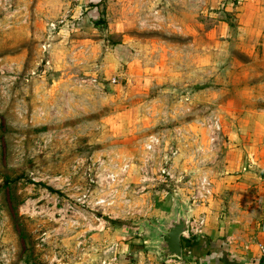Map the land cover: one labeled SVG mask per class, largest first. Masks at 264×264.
<instances>
[{"label": "rangeland", "instance_id": "1", "mask_svg": "<svg viewBox=\"0 0 264 264\" xmlns=\"http://www.w3.org/2000/svg\"><path fill=\"white\" fill-rule=\"evenodd\" d=\"M174 193L264 212V0H0V264H158Z\"/></svg>", "mask_w": 264, "mask_h": 264}, {"label": "crops", "instance_id": "2", "mask_svg": "<svg viewBox=\"0 0 264 264\" xmlns=\"http://www.w3.org/2000/svg\"><path fill=\"white\" fill-rule=\"evenodd\" d=\"M240 199L242 203L248 202L243 197ZM252 212L257 215L251 220L234 219L233 223L211 220L204 235L208 242L202 244L196 261L203 264H264L259 249V245L264 244V212L257 209ZM223 255H227L228 263H223ZM156 260L162 264L158 258Z\"/></svg>", "mask_w": 264, "mask_h": 264}, {"label": "water", "instance_id": "3", "mask_svg": "<svg viewBox=\"0 0 264 264\" xmlns=\"http://www.w3.org/2000/svg\"><path fill=\"white\" fill-rule=\"evenodd\" d=\"M170 211L161 217L142 218L136 224L144 225L146 236L144 247L154 253L160 263L183 256L182 236L188 231L191 216V206L174 193Z\"/></svg>", "mask_w": 264, "mask_h": 264}, {"label": "built area", "instance_id": "4", "mask_svg": "<svg viewBox=\"0 0 264 264\" xmlns=\"http://www.w3.org/2000/svg\"><path fill=\"white\" fill-rule=\"evenodd\" d=\"M204 221H205L204 218L191 219V217H190L188 231L182 237L184 239H191L193 237H196L197 234L202 231L201 227L203 226ZM259 249L261 251L262 256L264 257V244H260L259 245ZM186 254H187L186 257L191 258L189 251H187ZM184 258H185L184 256H182L181 259L172 258V259H169V260L165 261L163 264H171V263H174V264H201L200 262L194 260L193 258H191V259H193L194 261L186 262L184 260Z\"/></svg>", "mask_w": 264, "mask_h": 264}, {"label": "trees", "instance_id": "5", "mask_svg": "<svg viewBox=\"0 0 264 264\" xmlns=\"http://www.w3.org/2000/svg\"><path fill=\"white\" fill-rule=\"evenodd\" d=\"M95 23H99V22L95 21ZM205 242H208V238L204 236L199 237V238L193 237L191 239H184L182 237L183 256L186 257L187 256L186 252L189 251L191 258L196 259L197 257H199L200 248L202 244ZM226 257L227 255H223V259L225 260V261L222 260L223 263H226V262L228 263V259Z\"/></svg>", "mask_w": 264, "mask_h": 264}]
</instances>
